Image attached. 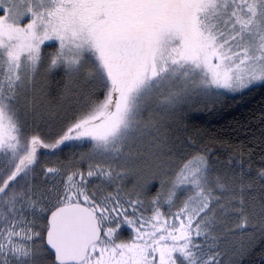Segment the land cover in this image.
<instances>
[{"label":"snow or ice","instance_id":"obj_1","mask_svg":"<svg viewBox=\"0 0 264 264\" xmlns=\"http://www.w3.org/2000/svg\"><path fill=\"white\" fill-rule=\"evenodd\" d=\"M257 86L264 0H0V264H242L264 112L186 121Z\"/></svg>","mask_w":264,"mask_h":264},{"label":"trees","instance_id":"obj_2","mask_svg":"<svg viewBox=\"0 0 264 264\" xmlns=\"http://www.w3.org/2000/svg\"><path fill=\"white\" fill-rule=\"evenodd\" d=\"M264 112V87L257 86L243 95L230 96L218 111L203 105L193 110L186 121L189 135H217L226 140L240 142L249 135V128L259 127L258 120ZM258 159V157H257ZM264 240L257 237L254 251L242 264H264Z\"/></svg>","mask_w":264,"mask_h":264}]
</instances>
